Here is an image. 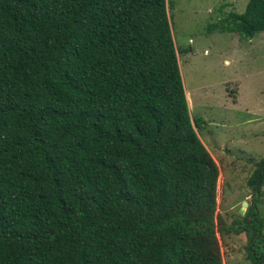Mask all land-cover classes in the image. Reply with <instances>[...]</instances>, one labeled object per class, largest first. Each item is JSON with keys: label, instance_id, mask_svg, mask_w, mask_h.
Masks as SVG:
<instances>
[{"label": "trees", "instance_id": "trees-1", "mask_svg": "<svg viewBox=\"0 0 264 264\" xmlns=\"http://www.w3.org/2000/svg\"><path fill=\"white\" fill-rule=\"evenodd\" d=\"M170 6L0 0V264H223L217 230L245 232L264 264L257 197L230 225L215 219L217 165ZM208 28L252 37L264 0ZM247 184L259 195L264 158Z\"/></svg>", "mask_w": 264, "mask_h": 264}, {"label": "rangeland", "instance_id": "rangeland-1", "mask_svg": "<svg viewBox=\"0 0 264 264\" xmlns=\"http://www.w3.org/2000/svg\"><path fill=\"white\" fill-rule=\"evenodd\" d=\"M169 1L176 47L187 49L179 63L189 111L202 118L198 134L217 165L215 219L230 225L257 197L264 235V186L254 196L247 184L264 158V30L252 37L209 30L225 14L244 12L248 0ZM217 236L223 264H252L245 232Z\"/></svg>", "mask_w": 264, "mask_h": 264}, {"label": "water", "instance_id": "water-1", "mask_svg": "<svg viewBox=\"0 0 264 264\" xmlns=\"http://www.w3.org/2000/svg\"><path fill=\"white\" fill-rule=\"evenodd\" d=\"M246 204H247V202L245 201V202H244V205H246Z\"/></svg>", "mask_w": 264, "mask_h": 264}]
</instances>
